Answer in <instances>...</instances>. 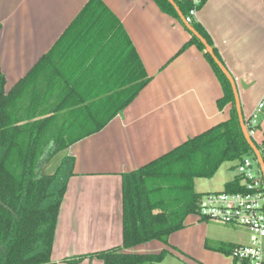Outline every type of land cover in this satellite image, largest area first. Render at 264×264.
<instances>
[{"label":"trees","instance_id":"trees-1","mask_svg":"<svg viewBox=\"0 0 264 264\" xmlns=\"http://www.w3.org/2000/svg\"><path fill=\"white\" fill-rule=\"evenodd\" d=\"M154 1L179 19L167 0ZM174 2L183 16L192 7L190 0ZM189 24L221 60L199 22ZM189 33L175 55L191 44L203 53L223 88L217 106L231 103L229 118L122 173L121 244L66 257L63 262L79 264L85 257H95L103 264H160L166 249L149 253L124 249L152 240L167 243L169 235L196 212L202 193L194 189L195 178L211 177L223 162L253 155L239 126L229 81L200 40ZM110 76L112 89L103 87L111 82ZM149 80L122 24L102 0H86L48 52L7 92L0 70V264H55L51 250L57 215L73 175L74 158L64 154L51 173H42L45 151L54 155L100 131ZM90 82L99 86L81 89ZM83 112L95 120L78 121L76 116ZM60 113L62 122H58ZM261 142L264 145V133ZM239 189L235 177L224 183V191ZM233 245L215 243L210 248L229 254Z\"/></svg>","mask_w":264,"mask_h":264},{"label":"crops","instance_id":"crops-1","mask_svg":"<svg viewBox=\"0 0 264 264\" xmlns=\"http://www.w3.org/2000/svg\"><path fill=\"white\" fill-rule=\"evenodd\" d=\"M85 1L0 0L5 92L48 52ZM102 1L119 19L150 80L100 131L64 149L74 158L73 175L57 215L51 250L55 264L120 245L121 174L230 116V102L217 106L223 88L203 53L191 44L175 55L191 36L180 19L163 12L154 0ZM195 18L233 76L246 118L264 93V1L205 0ZM109 80L103 87L112 89L113 76ZM97 86L90 82L81 89ZM61 114L58 122L63 121ZM260 115L256 133L264 124V110ZM76 119L90 122L95 117L83 112ZM209 222L213 221L189 214L184 227L171 233L167 243L152 240L124 251L176 249L194 263L219 264L221 252L210 244L230 242L213 235ZM89 259L80 264H103L95 257Z\"/></svg>","mask_w":264,"mask_h":264},{"label":"built area","instance_id":"built-area-1","mask_svg":"<svg viewBox=\"0 0 264 264\" xmlns=\"http://www.w3.org/2000/svg\"><path fill=\"white\" fill-rule=\"evenodd\" d=\"M201 0H190L192 7L184 20H196L197 5ZM264 110V93L252 113L244 118L249 135L254 139L258 117ZM255 141V139H254ZM262 139L256 142L264 164ZM235 183L239 190L204 192L199 197L195 214L204 220L227 226H241L248 232L247 244H234L231 256L234 264H264V172L254 155L246 154L235 165Z\"/></svg>","mask_w":264,"mask_h":264},{"label":"rangeland","instance_id":"rangeland-1","mask_svg":"<svg viewBox=\"0 0 264 264\" xmlns=\"http://www.w3.org/2000/svg\"><path fill=\"white\" fill-rule=\"evenodd\" d=\"M252 113V112H251ZM251 113H248L251 114ZM261 115H259L258 120L260 122ZM264 133V124L262 123V128L255 133L254 139L259 142ZM51 146V144H50ZM49 146V147H50ZM50 149H47L42 157L40 164V171L42 173H51L55 166L59 163L61 157L66 153L64 150L59 151L54 155H50ZM236 161H227L220 164L216 172L208 178L198 177L194 180V189L197 192H212L223 190L224 183L232 180L236 175L235 165ZM193 216V215H192ZM207 228L212 231V234L221 238L223 241L230 242L233 244H247L248 243V232L244 227L241 226H227L220 223L209 222ZM216 242H213V244ZM213 244H210L211 246ZM159 251V250H158ZM150 252V251H147ZM87 254V253H85ZM89 258V257H85ZM190 256L185 254V252H180L179 250L173 249L172 252H168L160 264H197L194 263ZM89 260H95L90 258ZM100 260V259H99ZM57 263H65L62 260H57ZM68 264V263H65ZM80 264V263H79ZM219 264H234L233 257L231 254H226L221 252V257Z\"/></svg>","mask_w":264,"mask_h":264},{"label":"water","instance_id":"water-1","mask_svg":"<svg viewBox=\"0 0 264 264\" xmlns=\"http://www.w3.org/2000/svg\"><path fill=\"white\" fill-rule=\"evenodd\" d=\"M167 1L175 8L179 19L184 24V26L187 28V30L189 32H191L193 35H195L200 40V42L203 44V46L205 48V51L209 53V55L212 57L214 62L217 64L218 68L221 70V72L225 75V77L229 81L231 89H232V93H233L234 105H235V109H236V113H237L238 122H239L241 132H242L246 142L250 146V148L253 152V155L255 156V158H256L258 164L260 165L262 171L264 172V164H263V159H262V156L260 154V151H259L254 139L249 135L247 128L245 126V123H244V117H243V113H242V107H241V103H240L239 93H238V90L236 88V84H235V80H234L233 76L231 75V73L229 72V70L227 69L225 64L221 60H219L217 58V56L213 53L211 46L207 43L205 38H203L192 27V25H190L189 23H187L184 20V16L181 13V11L179 10V8L177 7V5L175 4L174 0H167Z\"/></svg>","mask_w":264,"mask_h":264}]
</instances>
